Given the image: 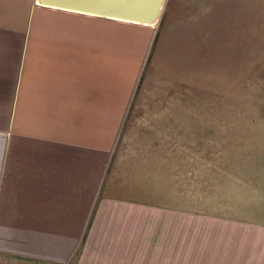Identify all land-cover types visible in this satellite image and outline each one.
<instances>
[{
  "label": "crops",
  "instance_id": "crops-1",
  "mask_svg": "<svg viewBox=\"0 0 264 264\" xmlns=\"http://www.w3.org/2000/svg\"><path fill=\"white\" fill-rule=\"evenodd\" d=\"M109 29L110 20L36 0H0V254L264 264V212L231 210L220 191L214 205L181 206L177 191L164 192L162 171L141 162L112 170L136 62L123 52L127 80L116 87Z\"/></svg>",
  "mask_w": 264,
  "mask_h": 264
},
{
  "label": "rangeland",
  "instance_id": "rangeland-1",
  "mask_svg": "<svg viewBox=\"0 0 264 264\" xmlns=\"http://www.w3.org/2000/svg\"><path fill=\"white\" fill-rule=\"evenodd\" d=\"M110 23L116 87L123 52L136 62L112 170L162 171L181 206L214 205L220 191L231 210L264 212V0H166L153 28ZM0 264L48 263L0 254Z\"/></svg>",
  "mask_w": 264,
  "mask_h": 264
},
{
  "label": "water",
  "instance_id": "water-1",
  "mask_svg": "<svg viewBox=\"0 0 264 264\" xmlns=\"http://www.w3.org/2000/svg\"><path fill=\"white\" fill-rule=\"evenodd\" d=\"M166 0H38L39 6L148 27L160 20Z\"/></svg>",
  "mask_w": 264,
  "mask_h": 264
},
{
  "label": "bare ground",
  "instance_id": "bare-ground-1",
  "mask_svg": "<svg viewBox=\"0 0 264 264\" xmlns=\"http://www.w3.org/2000/svg\"><path fill=\"white\" fill-rule=\"evenodd\" d=\"M36 4H37V5H40L39 2H38V0H36ZM158 22H159V21H158ZM156 23H157V22H156ZM156 23H154V24H156ZM154 24H151V25H154ZM151 25H149V26H151Z\"/></svg>",
  "mask_w": 264,
  "mask_h": 264
}]
</instances>
